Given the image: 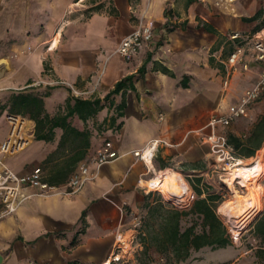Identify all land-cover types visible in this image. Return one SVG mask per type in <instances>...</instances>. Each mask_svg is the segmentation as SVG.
<instances>
[{
	"label": "crops",
	"instance_id": "obj_1",
	"mask_svg": "<svg viewBox=\"0 0 264 264\" xmlns=\"http://www.w3.org/2000/svg\"><path fill=\"white\" fill-rule=\"evenodd\" d=\"M187 1L0 0V60L4 62L0 90H9L7 97L20 90L19 84L25 87L41 81L25 90L42 96L45 111L53 116L65 112L64 102L71 94L65 85L46 82L66 81L88 93L81 98H103L118 80L133 74L132 88L102 99L103 107L85 121L76 114L68 117L71 127L89 130L88 146L81 145L80 138L63 135L67 128L60 126L53 128L50 140H37L34 120L23 116L27 147L4 157L18 173L41 167L46 182L62 185L105 140L111 141L117 155L101 165H90V178L77 192L37 194V188L26 187L35 194L14 213L0 217V264H98L106 259L116 233L129 224L126 210H134L146 195L139 184L148 175L146 167L132 152L151 139L169 143L153 159L154 169L172 165L191 181L199 176L208 152L198 133L206 132L209 116L216 114L211 85L222 83L226 77L223 63L242 41L231 39V33L247 36L254 31L258 16L254 20L245 17L258 13L259 1L248 0L244 8L228 15L229 33L217 26L213 2ZM138 22L151 26V39L132 60L125 61L116 47ZM228 39L233 43L225 45ZM16 52L22 54L14 57ZM244 55L252 59L251 51ZM242 63L231 74L226 91L229 99L248 87V81L243 79L240 84L238 79L256 70ZM142 65L144 70L138 72ZM122 101L124 107L119 110ZM263 110L264 103L254 106L245 128ZM4 114H0V141L9 129ZM99 124L106 129L97 137ZM72 147L83 152L75 162ZM198 254L192 252L190 258Z\"/></svg>",
	"mask_w": 264,
	"mask_h": 264
},
{
	"label": "trees",
	"instance_id": "obj_2",
	"mask_svg": "<svg viewBox=\"0 0 264 264\" xmlns=\"http://www.w3.org/2000/svg\"><path fill=\"white\" fill-rule=\"evenodd\" d=\"M190 2L192 0L187 1V3ZM257 16L258 13L245 17V20H254ZM257 30L259 29L254 27L253 32ZM143 70L144 65L138 69V72ZM132 79L133 74L121 78L103 98L68 96L64 102L65 112L53 116H49L45 111L42 96L25 90L31 87L25 86L24 89L11 92L7 99L0 103V113L6 110L10 114L20 115L21 117L26 116L34 120V138L37 140H50L53 135V128L60 126L67 128L63 135L80 138L81 145L88 146L89 130H78L71 127L67 120L68 117L76 114L85 121L103 107L102 99L108 100L112 94L120 90L123 95L126 88H132ZM262 103H264V92L249 105L248 112L254 106ZM123 107L124 101L118 105V109L121 110ZM121 114L122 112L119 111L118 115ZM106 120L104 119V122ZM108 122L109 125H112L114 118L112 116L108 117ZM224 133L227 143L232 146L237 157L253 156L264 145V110L251 124L249 123L248 128H245L239 134L233 130L224 131ZM82 156V149L72 147L73 162ZM200 180V176H195V181H188L195 196L186 208L175 206L162 208L164 203L161 201L147 206L146 215L148 218H155L156 224L150 226L149 221L145 223L147 231L146 247L147 249L152 248L159 254L158 258H160L162 264H188L190 260L196 259L195 256L192 259L190 258L192 252H202L201 250L206 248L211 250L221 249L233 242L232 237L226 231L224 223L216 213L218 196L215 192L209 191L207 186L205 188L200 187ZM84 213L85 210L82 211V216ZM248 227L256 241V245H251L250 249L254 250L256 257L261 261V264H264V207ZM144 262L148 264L151 259H146ZM66 264H75V262L69 261Z\"/></svg>",
	"mask_w": 264,
	"mask_h": 264
},
{
	"label": "built area",
	"instance_id": "obj_3",
	"mask_svg": "<svg viewBox=\"0 0 264 264\" xmlns=\"http://www.w3.org/2000/svg\"><path fill=\"white\" fill-rule=\"evenodd\" d=\"M206 1H211L218 6L228 7L235 0ZM151 35V26L138 22L132 31L120 39L116 47L117 54L125 61L132 60L139 49L149 42ZM230 37L231 39H241L242 41L234 45L223 63L226 71V77L223 79L224 85L227 84L229 74L235 70L237 64L243 62V67H247L252 59L257 61L264 60V34L262 30L255 31L247 36L240 34L238 31H233ZM246 50L251 51L252 59H245ZM40 82L36 81L26 86L38 85ZM50 84L65 85L73 97H81L85 93L66 81L46 82V85ZM263 92L264 68L259 71L256 81L247 87L238 100L230 104L225 112L209 116L207 121L209 131L205 134L204 141L208 144L209 151L215 157V161L223 163L224 167L227 164L235 163L238 157L234 153L232 146L227 143L225 133L221 132L220 129L246 116L249 105ZM4 117L9 129L6 137L0 141V217L14 213L24 200L35 193L47 194L57 190H61L64 193L77 192L90 178V165H101L117 155L112 149L111 141L107 139L93 155L76 166L65 183L62 185L49 184L44 179V172L41 167H34L26 173H18L5 163L4 157L24 149L28 144L29 137L26 132V126L22 123L24 122L23 117L10 113H6ZM162 145L166 146L169 143L163 139H151L144 147L134 150L132 154L143 162L148 172V163L153 162ZM29 186L37 188V191L35 193L27 192L25 188ZM144 191L148 193L145 188ZM139 247H141V242L136 239L135 232L119 231L115 235L108 256L98 264H136V254Z\"/></svg>",
	"mask_w": 264,
	"mask_h": 264
},
{
	"label": "rangeland",
	"instance_id": "obj_4",
	"mask_svg": "<svg viewBox=\"0 0 264 264\" xmlns=\"http://www.w3.org/2000/svg\"><path fill=\"white\" fill-rule=\"evenodd\" d=\"M88 1H95V0H84L85 3ZM247 1L248 0H235L233 3L228 5V8L226 7L227 9L224 8V6L215 5L216 6L215 18H216L217 26L219 27V29H222L223 31H226L227 33H229L231 29L229 27L231 26H229L230 19L228 15H231L235 13L236 11L240 10L241 8H244V6L247 4ZM258 1H259L258 19L254 27L258 28L259 30H262L264 34V1L263 0H258ZM81 3H83V1ZM228 43H233V42L231 39H228V41L225 42V45H228ZM21 54H22L21 52H16L14 54V57H18ZM0 57H3V56H0ZM254 61L256 60H251V63H248V68L249 69L255 68L256 70L255 71L250 70L248 72L249 74L245 78L241 77L238 79L240 84H242L241 81H243V79L248 81L249 83L246 85V87L247 86L249 87L256 81L259 71L262 68H264V60L261 61V63H254ZM3 63H4L3 60H0V64H3ZM237 67L238 66L236 65V68ZM224 72H226L225 69H224ZM231 74L232 73L229 74L228 82L226 85L223 84V80H222V83L219 82V83H215L211 85L210 89L213 92L212 95L214 96V101H215V109L213 110L214 113H223L226 110L227 106L230 104V102H234L237 99V97L240 95V94H237L236 97L232 96L233 98H230V99L226 97V91L229 86V80H230ZM21 85L22 84L18 85L20 86L19 87L20 90L24 89V86H21ZM8 92L10 91L7 90L6 92L4 90L3 91L0 90V101L4 99V97L5 99L7 98L8 94H5V93H8ZM82 95H88V93H84ZM0 114L2 115L4 113L1 112ZM248 118H249V115L241 117L238 120L234 121L229 126L223 129H220V131L224 132V131H232V130L238 129V131L241 132L243 129H245L247 125L245 122V119H248ZM1 121L2 120H0V122ZM96 128H97L96 129L97 132L95 135L97 137L100 135L103 136V133H104L103 131H105L106 126L99 124L98 127ZM206 129L209 131L208 128ZM207 130L206 132H204L203 130L199 131L198 135H199L200 140L204 141V136L208 132ZM204 145L206 147L208 155L206 158V162L203 165V169H201L200 172L198 173L199 176L201 177L199 186L202 188L203 187L205 188V186H207L208 187L207 189L209 191L215 192L216 195L218 196L216 200L217 201L216 213L218 214V216L224 223L226 231L232 237L233 242L232 244L224 248H221V249L211 250V249L206 248L204 250H201L202 252H198L199 254L195 256L196 260L194 264H261V261L254 254V250L250 249L251 245H256V241L253 238L250 228L248 227L250 223L247 225H243V226L236 225V222H237L235 220L237 219L236 217L230 214L229 216L224 215L221 211H219V207L222 202L233 199V194H231L233 193V191L231 187L229 186V184L224 181V178L226 177V174H227V170L225 169L223 163L216 162L215 157L209 151L208 144H204ZM262 151L263 150L259 152V155L261 157V163H262V172L259 175V184L263 188V195H262V203H263L262 208H263L264 207V157L262 159V156H261ZM253 156H256V154H254ZM250 157H241V158L247 159ZM170 168L177 170L172 165ZM178 172L182 175L180 176L183 182L191 190V197L186 203H184V201L181 199L169 197L168 195H165L157 190H151L149 194L146 193V195H144L142 202L138 206H136L134 210L125 209L126 215L128 216L130 221H129V224L124 229H122V231H130V233L135 232L136 239H138L141 242V247L138 248L137 254H136V257H137L136 264H146L144 262L146 261V259H151V262L155 264H162V261L158 258L159 254L155 252L152 248L148 247L149 249H147L146 247L147 231L145 229L146 227L145 223L146 221H149L150 226L151 224H156L155 218L147 217L146 215L147 206L154 205L155 203L161 201L162 203H164L163 205H165L166 207L175 206L178 208H186L189 206L188 203L190 204L192 199L195 196L188 182V181L191 182V180L188 177H186L183 172L181 171H178ZM193 181H195V177H193ZM236 186H238V189L242 190L243 192L247 191V187L241 188L237 184ZM238 223L240 222H237V224Z\"/></svg>",
	"mask_w": 264,
	"mask_h": 264
},
{
	"label": "bare ground",
	"instance_id": "obj_5",
	"mask_svg": "<svg viewBox=\"0 0 264 264\" xmlns=\"http://www.w3.org/2000/svg\"><path fill=\"white\" fill-rule=\"evenodd\" d=\"M58 40V37L56 38ZM4 65L0 64V70ZM2 71V70H1ZM22 123H26L25 121ZM27 147V146H26ZM261 148L258 150L253 159L237 158L233 164H227V170L224 181L229 184L233 193V199L226 200L221 203L219 211L224 215H233L240 222L236 225L243 226L251 223L253 219L262 209V195L263 188L259 184V175L262 172L261 157L259 155ZM262 159L264 157V149H262ZM147 158V156H146ZM148 159V158H147ZM149 171L145 177L139 180L140 187H144L148 192L157 190L169 197L181 199L186 203L191 197V190L183 182L180 174L169 167L161 170H156L152 162L148 163ZM246 188L247 191L243 192L238 189Z\"/></svg>",
	"mask_w": 264,
	"mask_h": 264
},
{
	"label": "water",
	"instance_id": "obj_6",
	"mask_svg": "<svg viewBox=\"0 0 264 264\" xmlns=\"http://www.w3.org/2000/svg\"><path fill=\"white\" fill-rule=\"evenodd\" d=\"M0 260H1V255H0Z\"/></svg>",
	"mask_w": 264,
	"mask_h": 264
}]
</instances>
